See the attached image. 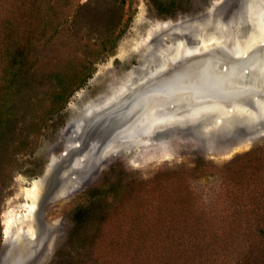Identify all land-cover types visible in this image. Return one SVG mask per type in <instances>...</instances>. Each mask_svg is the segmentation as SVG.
Wrapping results in <instances>:
<instances>
[{
	"label": "rangeland",
	"instance_id": "1",
	"mask_svg": "<svg viewBox=\"0 0 264 264\" xmlns=\"http://www.w3.org/2000/svg\"><path fill=\"white\" fill-rule=\"evenodd\" d=\"M110 1L71 0L66 4L61 0L0 1V39L8 35L2 26L11 22L14 45L32 46L26 65L30 72L15 83L12 97L18 126L32 125L37 113L50 107L57 89L55 75H62L65 81L76 85L82 76L77 75L81 73L78 70L82 61L98 56L92 75L71 95L66 108L51 117L37 141L36 152L23 156L21 169L1 196L0 264H23L16 259L12 243L20 229L17 218L25 219L26 215L19 207L33 204L26 215L28 222L36 210L37 196L41 193L39 179L47 163L50 159L57 160L64 150L72 154L86 142L83 157L75 160V175L63 177L61 189L43 206L40 248L34 264H50L54 260L58 246L71 228L69 212L75 200L86 190L100 185L113 167L116 171L110 178L128 186L122 197L131 203L124 214H137L140 219L134 225L139 227L181 230L187 225L214 229L236 209L231 203L234 196L246 199L247 205L253 200L249 207L264 212V115L258 111L259 101L264 100V85L255 75L251 62L253 56L263 55L264 42L245 56H234L237 41L245 40L256 18L264 15V0H126V14L116 32L122 31V36L111 52L98 55L99 47L92 43H97L108 22L118 17L109 7ZM77 10L78 23L74 25L72 20ZM201 18L202 36H216L219 42L206 53L176 64V57L189 53L176 55L177 42L181 40L191 46L195 41L174 28ZM159 23L167 24V30L154 33L149 40V32ZM0 49V68H5L9 47L1 41ZM208 61L210 76L215 78L229 76L232 66L241 67L229 76L221 97L199 95L198 90L205 83L201 77L193 90H175L168 97L147 104L139 99L133 106L129 104L133 98L121 104L131 92L127 89L116 105L87 115L88 104L111 88H118L126 73H132L128 80L136 84L137 74L164 66L167 75L154 89L170 76L189 74L196 65ZM135 94L136 91L131 97ZM232 106L253 113L231 116L235 112L228 108ZM173 113L175 123L167 120ZM151 120L159 123V128L149 137L150 124L154 123ZM95 124L101 126L99 130ZM88 132L89 136L85 137ZM140 133H145L149 140L146 145L111 148ZM91 136L93 139L88 141ZM98 139L105 140L97 144ZM110 148L112 153H108ZM28 193L32 195L28 197ZM111 224L119 226L121 222ZM48 249L51 251L46 254Z\"/></svg>",
	"mask_w": 264,
	"mask_h": 264
},
{
	"label": "trees",
	"instance_id": "2",
	"mask_svg": "<svg viewBox=\"0 0 264 264\" xmlns=\"http://www.w3.org/2000/svg\"><path fill=\"white\" fill-rule=\"evenodd\" d=\"M61 1L66 4L71 0ZM108 3L118 17L109 21L107 29L98 36V42L92 43L99 47L98 55L111 52L122 36V31L116 32L126 14L127 2L111 0ZM77 13L78 10L72 20L74 25L78 23ZM1 29L8 31L0 42L4 41L9 49L6 52L8 64L0 68V199L21 169L23 156L36 152L43 129L51 117L66 108L71 95L92 75L98 57L82 61L78 70L81 73L77 74L82 76L76 85L65 81L62 75H55L57 89L50 107L41 109L32 125L18 126L12 97L15 83L30 72L26 65L32 46L14 45L11 22ZM11 47H15L14 50ZM115 171L116 167L111 168L100 185L86 190L75 200L69 212L71 228L50 264H264V212L249 207L253 200L247 205L246 199L232 197L231 203L236 209L214 229L187 225L181 230L139 227L134 225L140 219L137 214H124L131 203L122 197L128 186L110 178ZM179 218L186 222L183 216ZM115 221L122 225L112 226L111 222ZM130 222L133 225L127 224Z\"/></svg>",
	"mask_w": 264,
	"mask_h": 264
},
{
	"label": "bare ground",
	"instance_id": "3",
	"mask_svg": "<svg viewBox=\"0 0 264 264\" xmlns=\"http://www.w3.org/2000/svg\"><path fill=\"white\" fill-rule=\"evenodd\" d=\"M264 5V4H263ZM262 6V5H261ZM263 14V13H262ZM255 20V19H253ZM153 26V25H152ZM168 25L167 24H155L152 27V30L149 32L148 34V38L149 40L153 38V34L154 33H159L161 31H165L167 30ZM212 32V30H211ZM214 32V31H213ZM212 32V34H213ZM208 33V32H207ZM241 33V32H240ZM247 33V32H246ZM205 34V32H204ZM211 34V33H210ZM243 35V34H242ZM206 36V35H205ZM243 37V36H242ZM245 37V36H244ZM243 37V38H244ZM206 40H209L211 42H213L212 45L213 46L215 43H217L216 36H210V38H205ZM219 42V41H218ZM260 42H264V15L259 16L258 18H256V20L253 22V25L251 27V30L249 31L247 37L245 40L243 41H237V46L236 49L234 51V56L235 57H240V56H245L246 54L249 53V50L254 49L257 44H260ZM167 43V42H166ZM151 44L149 43L147 46L149 48ZM156 47V46H155ZM154 47V49H155ZM151 48V47H150ZM152 49V48H151ZM145 50V49H144ZM147 50V49H146ZM160 50V49H159ZM147 52V51H146ZM153 52V51H152ZM186 50H179L178 53L181 54H185ZM145 53V52H143ZM233 53V52H232ZM180 56V55H178ZM183 56V55H182ZM178 58V57H176ZM207 61V60H206ZM252 64H253V70L256 76L260 77L261 80V84L264 85V53L261 56H253L252 58ZM210 69H211V64L210 61L208 62H203L202 64H198L194 67V69L188 74V73H179V74H174L172 76H170V78H168L166 81H164V83H162L160 85V87H156L153 89V87H151L152 85H149L148 91L145 93V95L149 92V94H147V97H144L142 100V104H147L148 102L151 101H157L160 99V97L164 96V97H168L170 94H172L171 92H174L175 90H182L184 88L189 89V90H193L194 89V85L196 83V81H198V78L203 77V79H205V83L204 85H202L198 92L199 95H204L205 97L208 96H214V97H221L222 95V91H223V86H225L227 80L229 79V76H232L233 74L237 73L238 71L241 70V67L239 65H235L231 67V72L229 76H222L219 78H215V77H211L210 76ZM134 72V71H133ZM124 73V72H123ZM130 73H126L125 77L122 78L120 86L118 88H111L110 92H106V94H102L101 96H99L97 99L91 101L88 104V113L87 115L91 112H95L96 110L99 111L100 109H104V108H108L110 106H112L113 104H117L116 102L120 101L121 96L130 89V91L133 90V88L135 87V81L134 83H131L130 80H128V77L130 76ZM135 80V79H134ZM130 82V83H129ZM186 85V87H185ZM258 86V85H257ZM128 89V90H127ZM158 89V90H157ZM157 90V91H156ZM129 93V92H128ZM127 94V93H126ZM134 96V95H133ZM132 96V97H133ZM131 98V97H130ZM122 99V98H121ZM134 99V98H133ZM261 99V98H260ZM131 100V99H130ZM149 100V101H148ZM151 100V101H150ZM137 102V101H136ZM136 102L133 104V106L136 104ZM121 104L124 102H120ZM158 104V103H157ZM125 106V105H124ZM148 106V105H147ZM146 107V106H145ZM219 107V106H218ZM233 108H228V111H233L234 114H232L231 116L236 115L237 117L243 116V112L244 111H239V110H247L246 109H238V107L236 108V106H232ZM235 107V108H234ZM125 108V107H124ZM152 108V107H151ZM150 108V109H151ZM110 109V108H109ZM149 109V108H148ZM215 109V108H214ZM218 109V108H217ZM220 109V108H219ZM100 110V111H101ZM210 110V109H209ZM208 110V111H209ZM222 109H220L219 111H221ZM217 111V110H216ZM218 111V112H219ZM237 111V112H236ZM249 111V110H248ZM244 112L248 115H250V112ZM258 111H260V113H262L264 115V100L259 101L258 103ZM104 112V111H103ZM123 112V111H122ZM129 112V111H128ZM192 111H189L188 113H191ZM206 112V111H205ZM225 112V110H224ZM96 113V112H95ZM99 113V112H97ZM101 113V112H100ZM99 113V114H100ZM118 113V112H117ZM203 113V112H202ZM253 113V112H251ZM227 114V113H226ZM230 114V113H228ZM192 115V113H191ZM207 115V114H206ZM216 115V114H215ZM225 115V113H224ZM133 116V115H132ZM190 116V115H189ZM197 116V115H196ZM200 116V115H199ZM197 116V117H199ZM202 116V115H201ZM91 117V116H90ZM96 117V115H95ZM118 117V114H117ZM130 117V116H129ZM175 113H173L172 115L169 116V118L167 120L173 121L175 123ZM194 118V117H193ZM201 118V117H200ZM199 119V118H198ZM221 119V118H219ZM89 120V119H88ZM189 120V119H188ZM200 120V119H199ZM244 120V119H243ZM87 121V120H86ZM116 121V120H115ZM237 121V120H236ZM150 122H154L153 120H151ZM157 122L151 123V129L148 133H150L148 136L152 137L154 136V134L156 133V130L159 128V123L156 124ZM219 123V121H218ZM221 123V122H220ZM246 124V123H245ZM97 129L99 128L100 125L95 124ZM220 125V124H219ZM262 125V124H260ZM87 126V124H86ZM101 127V126H100ZM93 129V126L91 127ZM90 128V129H91ZM86 129V128H85ZM99 130V129H98ZM99 132V131H98ZM256 132V131H255ZM90 132H88L85 137L89 134ZM97 133V132H96ZM100 133V132H99ZM256 134V133H255ZM82 135V134H81ZM89 136V135H88ZM145 133H140L137 134L135 136H132L131 138L127 139V140H122L119 141L117 144L113 145L111 148L116 147V148H124L126 149L127 147L130 146H140L142 144L148 143L147 138L144 137ZM100 137H104L102 135H100ZM254 137V136H253ZM80 137H78L77 139H79ZM97 139V138H96ZM103 140L105 139H98L96 141L97 144H99V142L101 143ZM86 142V141H85ZM107 142V141H106ZM105 143H102L100 146H105ZM77 143V142H76ZM75 143V146H77V144ZM110 148V151L108 153H112V150ZM70 149V148H69ZM124 151V150H122ZM70 152V151H69ZM58 158V157H56ZM24 189V188H23ZM26 189V188H25ZM24 189V190H25ZM36 189V188H35ZM34 189V190H35ZM41 190V189H40ZM21 191V190H20ZM37 192V191H36ZM40 193V192H39ZM31 193L26 194L28 197L30 196ZM25 195V194H24ZM32 195V194H31ZM38 194H36L37 196ZM26 196V197H27ZM34 197V196H33ZM38 197V196H37ZM36 198V197H34ZM33 205V204H32ZM32 205H21L19 207L20 210H23V212H26V215H29V213L31 212V206ZM33 210V209H32ZM22 212V211H21ZM20 214V213H19ZM25 215V214H24ZM26 215H25V219L21 216L19 218H17L19 220V224L20 226H23L22 224L27 222L26 221ZM18 216V215H17ZM24 219V220H23ZM28 219V218H27ZM14 221L12 220V223ZM16 223V222H15ZM18 224V225H19ZM21 228V227H20ZM16 229V228H15ZM42 229V228H41ZM18 230V229H17ZM10 232V231H9ZM10 234V233H8ZM9 238V237H8ZM45 240V239H44ZM39 251V250H38ZM39 253V252H38Z\"/></svg>",
	"mask_w": 264,
	"mask_h": 264
},
{
	"label": "water",
	"instance_id": "4",
	"mask_svg": "<svg viewBox=\"0 0 264 264\" xmlns=\"http://www.w3.org/2000/svg\"><path fill=\"white\" fill-rule=\"evenodd\" d=\"M202 20V18L190 20L181 26L174 28L177 32L190 37L195 41L194 45L191 46L181 40L177 42L175 48L176 55L179 50H186L189 53L175 59L174 62L176 64L188 61L189 57L195 54H204L211 48L210 45H212L213 42L206 40L205 37L202 36ZM216 41L218 40L216 39ZM166 75V68L164 66H160L156 70L152 69L151 71H147L145 74L142 73V75L137 74L139 79L136 80L137 83L131 91L132 94L136 91V94L131 97L132 94L129 92L124 97L123 102L129 103L131 101L130 99L134 98L133 101L129 103L133 105L136 101H139V99L147 97L149 92L146 95L145 93L148 91L149 85H152L151 87L155 86L160 83V81L165 79ZM91 139H93L92 136L88 139V141ZM85 145L80 147L78 146L72 154H70L67 150H64L57 160L54 161L50 159L47 163L44 174L39 179L41 193L38 196L36 210L33 212L31 219H29L28 222L23 223V226H20L22 228L14 234L12 240L13 247L16 251V259L22 260L23 264H34L37 261V259L35 260V256L40 248V225L43 217V206L53 194L61 189L63 177H73L75 175L73 174L75 160L77 157H83L85 151L87 150ZM50 251L51 250L48 249L46 254H49Z\"/></svg>",
	"mask_w": 264,
	"mask_h": 264
}]
</instances>
